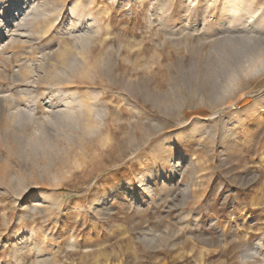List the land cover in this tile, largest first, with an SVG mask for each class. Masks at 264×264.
<instances>
[{
  "label": "rangeland",
  "instance_id": "1",
  "mask_svg": "<svg viewBox=\"0 0 264 264\" xmlns=\"http://www.w3.org/2000/svg\"><path fill=\"white\" fill-rule=\"evenodd\" d=\"M263 153L264 0H0V264H264Z\"/></svg>",
  "mask_w": 264,
  "mask_h": 264
},
{
  "label": "bare ground",
  "instance_id": "2",
  "mask_svg": "<svg viewBox=\"0 0 264 264\" xmlns=\"http://www.w3.org/2000/svg\"><path fill=\"white\" fill-rule=\"evenodd\" d=\"M251 4H252V3H251ZM237 5H238V3L235 2V3L232 4V6H231V5H230V6H231L232 8H235ZM43 7H44V6H43ZM34 8H35V7H34ZM224 8H225V7H224ZM232 8H231V9H232ZM31 10H32V9H31ZM224 11H225V10H224ZM2 12H3V11H2ZM2 12H1V13H2ZM227 12H228V11H227ZM231 12H232V10H231ZM241 12H242V11H241ZM224 13L226 14V12H224ZM243 13H244V12H243ZM245 13H246V12H245ZM245 13H244V14H245ZM228 14H229V13H228ZM232 14H234L233 17L230 18V19H228V21H229L230 23H233V22L235 21V20H234L235 18L238 19V17H236V16H237V15L239 16L240 12H239V11L237 10V8H236V9H234V11H233ZM244 14H242V15L244 16ZM41 15H42V14H41ZM226 15H227V14H226ZM229 15H231V14H229ZM223 16H224V15H223ZM247 16H248V15H247ZM247 16H246V17H247ZM225 17H226V16H225ZM229 17H230V16H229ZM226 19H227V18H226ZM235 22H236V21H235ZM240 23H241V24H245V23H243V21L240 22ZM226 24H227V22H226ZM232 26H233V25H232ZM240 26H241V25H240ZM45 56H46V55H44V56L42 57V60L45 58ZM23 74H24V73H23ZM27 75H28V73H27ZM67 98H69V97H67ZM261 158L264 159V153L261 155ZM247 258H248V257H247Z\"/></svg>",
  "mask_w": 264,
  "mask_h": 264
}]
</instances>
